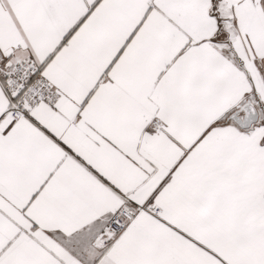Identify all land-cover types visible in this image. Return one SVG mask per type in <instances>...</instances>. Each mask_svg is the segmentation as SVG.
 Segmentation results:
<instances>
[{
	"label": "snow or ice",
	"instance_id": "1",
	"mask_svg": "<svg viewBox=\"0 0 264 264\" xmlns=\"http://www.w3.org/2000/svg\"><path fill=\"white\" fill-rule=\"evenodd\" d=\"M0 264H264V0H0Z\"/></svg>",
	"mask_w": 264,
	"mask_h": 264
}]
</instances>
